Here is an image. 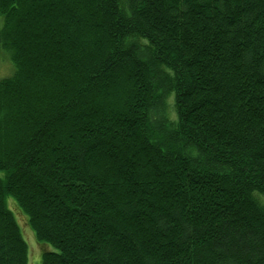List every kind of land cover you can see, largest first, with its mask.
<instances>
[{"label":"trees","instance_id":"1","mask_svg":"<svg viewBox=\"0 0 264 264\" xmlns=\"http://www.w3.org/2000/svg\"><path fill=\"white\" fill-rule=\"evenodd\" d=\"M0 264H264V0H0ZM172 98V101H171Z\"/></svg>","mask_w":264,"mask_h":264},{"label":"rangeland","instance_id":"2","mask_svg":"<svg viewBox=\"0 0 264 264\" xmlns=\"http://www.w3.org/2000/svg\"><path fill=\"white\" fill-rule=\"evenodd\" d=\"M1 25H2V18H0V26ZM13 72H14V67L8 54H6L0 49V79L11 76ZM3 177H4V172L0 170V178ZM254 196L255 197L260 196L258 197V199L264 202V197L259 193H254ZM6 203L8 208L12 211L13 215L15 216L21 234L27 243L28 246L27 264H40L43 252L47 250L52 251L54 250V248L49 244L41 243L37 241L34 232L32 231V229L28 224L27 216L20 212V209L18 208L15 200L11 196H8L6 198Z\"/></svg>","mask_w":264,"mask_h":264}]
</instances>
